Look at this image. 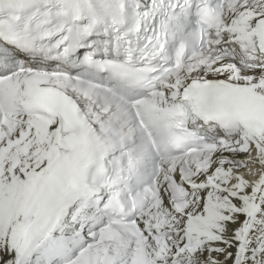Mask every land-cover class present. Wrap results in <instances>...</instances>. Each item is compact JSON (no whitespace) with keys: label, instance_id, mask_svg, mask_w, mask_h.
<instances>
[{"label":"snow or ice","instance_id":"obj_1","mask_svg":"<svg viewBox=\"0 0 264 264\" xmlns=\"http://www.w3.org/2000/svg\"><path fill=\"white\" fill-rule=\"evenodd\" d=\"M0 264H264V0H0Z\"/></svg>","mask_w":264,"mask_h":264}]
</instances>
